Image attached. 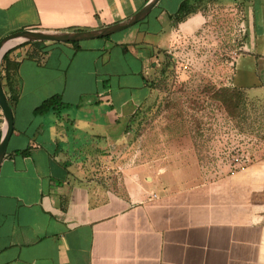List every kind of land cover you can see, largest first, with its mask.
<instances>
[{
  "label": "rangeland",
  "instance_id": "rangeland-1",
  "mask_svg": "<svg viewBox=\"0 0 264 264\" xmlns=\"http://www.w3.org/2000/svg\"><path fill=\"white\" fill-rule=\"evenodd\" d=\"M183 1L162 0L147 18L108 39L79 42L82 50L77 54L75 45L68 43L51 42L32 50L22 71V104L18 113L14 109L19 121L35 114L30 95L36 89L39 102L61 92L66 83L65 99L73 106L60 115L59 125L50 123L59 116L43 117L49 130H40L35 142L28 135L25 147L36 143L51 149L56 131L60 144L70 142L78 149L73 159L77 179L110 175L120 186L130 172L131 185L135 182L149 191L171 177H189L196 183L224 172L228 159L264 153V63L240 50L245 15H257L262 30L264 7L259 10L247 0H207L197 4L204 24L199 26L194 19L174 25L178 31L171 36L165 18L157 16L163 8L176 12ZM143 4L144 0H93L76 8V20L82 31H93L130 19L147 5ZM193 26L200 28L187 30ZM247 41L243 49L264 52L260 33ZM38 60L44 65L41 69L36 67ZM237 88L246 96L238 106L228 110L215 99L218 90ZM98 91L106 95L104 102L87 98ZM143 102L147 103L132 114ZM111 115L118 122L113 123ZM35 116L38 122L43 120ZM74 134L79 137L76 142Z\"/></svg>",
  "mask_w": 264,
  "mask_h": 264
},
{
  "label": "crops",
  "instance_id": "crops-1",
  "mask_svg": "<svg viewBox=\"0 0 264 264\" xmlns=\"http://www.w3.org/2000/svg\"><path fill=\"white\" fill-rule=\"evenodd\" d=\"M92 1L0 0V42L21 30L82 31L76 8ZM149 1L144 0L143 6ZM247 2L259 10L264 7L258 0ZM177 11L170 14L163 8L157 16L158 20L165 18L171 36L178 31L171 19ZM245 17L247 29L240 50L264 63V52L243 49L247 39L259 33L264 38V20L259 30L257 15ZM194 19L199 26L205 22L203 14L195 13L180 27ZM6 47L4 50L10 47L6 52L9 58L19 63V100L14 108L18 113L25 88L23 67L39 46ZM122 47L129 50L127 45ZM75 50L79 53L81 44ZM40 62H36L39 69L44 67ZM108 81L103 80V90ZM63 86L57 94L67 103V84ZM37 91L30 95L35 100L32 112L46 100L38 102ZM105 96L98 91L87 98L102 103ZM145 103L136 106L132 114ZM14 109L15 125L8 145L12 150H7L0 167V264H264V153L238 155V162L228 159L224 172L201 177L200 183L177 176L149 191L134 181L131 185L127 172V180L123 176L121 185L115 186L110 175L77 179L73 159L78 149L70 142L60 144L56 131L51 149L36 143L25 147L28 135L35 142L40 130H49L44 119L51 118L40 116L44 119L38 122L31 113L28 121L22 122ZM57 116L58 120L50 123L61 124L62 117ZM110 117L113 123L118 122L115 116ZM5 126L0 107L2 136ZM73 136L76 142L79 137ZM23 150H30L29 155H15Z\"/></svg>",
  "mask_w": 264,
  "mask_h": 264
},
{
  "label": "trees",
  "instance_id": "trees-1",
  "mask_svg": "<svg viewBox=\"0 0 264 264\" xmlns=\"http://www.w3.org/2000/svg\"><path fill=\"white\" fill-rule=\"evenodd\" d=\"M190 1V2H189ZM193 1V2H192ZM207 0H187L184 1L177 13L171 16L173 25L177 27L180 26L182 23L186 22L193 14L197 12L198 3H202ZM192 2V3H191ZM109 37H106L108 39ZM51 43V42H42V41H30L21 44V46L27 45H34L40 46L42 44ZM56 44V43H54ZM69 44H74L79 48V42H70ZM1 81L3 83V89L5 96L11 106L12 109L15 108L17 102L19 100V87H18V80H19V63L12 61L8 54H6L1 63ZM146 84L149 85V80H146ZM150 88V85H149ZM245 90L243 89H222L218 90L215 93V99L219 101L223 107L230 109L232 106H238L241 102L245 101ZM72 105L68 104L63 101L61 95H53L50 98L43 101L36 109L35 114L39 116H47L51 113L61 115L65 110L71 108ZM2 138V132L0 131V141ZM30 150H23L16 152L15 155L20 156H28Z\"/></svg>",
  "mask_w": 264,
  "mask_h": 264
},
{
  "label": "water",
  "instance_id": "water-1",
  "mask_svg": "<svg viewBox=\"0 0 264 264\" xmlns=\"http://www.w3.org/2000/svg\"><path fill=\"white\" fill-rule=\"evenodd\" d=\"M160 0H152L148 2L147 5L136 15L130 19L116 24L111 25L102 29L93 30V31H78V32H46V31H34V30H21L15 32L7 37H5L0 42V62L6 52L10 49L4 50L6 45L12 41H20L18 44L30 42V41H42V42H52V43H70V42H81L89 41L94 39H103L111 36L119 31H123L136 23L144 20L156 7ZM15 45V46H16ZM0 107L4 114L5 118V130L3 132L2 139L0 141V167L5 159L8 145L14 131V114L13 110L5 96L1 75H0Z\"/></svg>",
  "mask_w": 264,
  "mask_h": 264
},
{
  "label": "bare ground",
  "instance_id": "bare-ground-1",
  "mask_svg": "<svg viewBox=\"0 0 264 264\" xmlns=\"http://www.w3.org/2000/svg\"><path fill=\"white\" fill-rule=\"evenodd\" d=\"M19 42H20L19 40H18V41H17V40H16V41H12V42L8 43L6 46L9 47V46L14 45V44L16 45V44H18ZM7 47H6V48H7ZM9 48H10V47H9ZM9 48H8V49H9Z\"/></svg>",
  "mask_w": 264,
  "mask_h": 264
},
{
  "label": "built area",
  "instance_id": "built-area-1",
  "mask_svg": "<svg viewBox=\"0 0 264 264\" xmlns=\"http://www.w3.org/2000/svg\"><path fill=\"white\" fill-rule=\"evenodd\" d=\"M239 161V159H236V162H238Z\"/></svg>",
  "mask_w": 264,
  "mask_h": 264
}]
</instances>
